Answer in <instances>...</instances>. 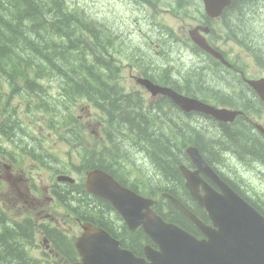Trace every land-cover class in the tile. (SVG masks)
Returning a JSON list of instances; mask_svg holds the SVG:
<instances>
[{
  "label": "flooded vegetation",
  "instance_id": "flooded-vegetation-1",
  "mask_svg": "<svg viewBox=\"0 0 264 264\" xmlns=\"http://www.w3.org/2000/svg\"><path fill=\"white\" fill-rule=\"evenodd\" d=\"M247 1L252 3L264 2V0H231V3L221 16L218 19H214L222 21L217 34L218 39H215L214 33L216 29H211L208 34L201 31L208 43L223 56L225 62L192 42L193 51L191 55L195 58H197L196 55L199 57L200 55L203 56L202 65L205 77L202 84H199L197 80H188L183 75L179 77L162 76L159 71L154 69V66H157V62L156 58L153 57L149 59L151 63L150 67L139 66L135 63L137 58H134L130 63V68L128 67L129 81L132 82V85L123 86L126 89L125 91L130 95L138 93L143 99L144 108L151 117L150 125L147 126L150 135L153 134L155 137L164 135L175 144L182 145L185 148L191 145L198 147V145L203 144L205 148L202 154L216 174L240 195L246 197L252 194V190H249L247 185L241 184L239 167L254 173L258 164L257 156H255L258 149L255 146L259 144L261 148L264 147V101L248 81L264 77V69L260 73L256 70L254 74H251V65L256 64L254 67L256 69L259 62H262L256 51V35L251 33H236L232 27L227 26L226 18L227 16L230 17L234 6L238 8L246 4L245 8L248 12L254 11L253 8L248 6ZM156 2L160 3L161 0H143L142 4L152 8ZM163 3H167L169 5L168 8H170L171 0ZM245 8L242 10L245 11ZM170 10L171 12L173 11L172 8ZM170 10L167 9V11ZM210 22L208 19L207 23ZM201 25H206L203 20L196 23V26ZM149 68L150 70L148 71ZM210 69L214 71V75L216 76L212 81L208 79ZM139 78L150 79L154 84L170 87L185 96L201 99L219 108L241 110L243 114H239L234 121L230 122L217 120L212 115L198 111H185L167 95L151 93L139 82ZM193 83H198V85H194ZM25 109L26 106L9 102L4 115L0 112V212H3L12 223L19 224L22 232L19 236L18 234L15 235V239H11L10 241L9 238L6 240L11 245L14 243L19 244L20 248L24 251V254L20 257L27 264H75L81 262L82 257L76 247V240L83 232V223L106 224L115 228L118 224L128 227L127 222L108 200L90 193L83 181L78 182L77 180L76 182L74 178L66 174L57 173V181L52 183V186L44 187V194L47 193V198L55 203V206H51L50 210L45 208L44 201L40 197L41 191L38 188L37 182L31 176V168H27L26 164L24 165L27 161L25 159L31 158L33 161L36 160L32 154V144L23 139L21 134L19 135L20 132L24 131L23 125L28 122V120L27 122L25 121L24 117H19L20 113L24 115ZM17 125L19 126L18 128ZM189 125L197 128L195 134L187 132ZM122 130L128 131L123 127ZM185 136L190 138H185ZM224 137L230 141L231 139L237 140L239 143L241 142V138H248L250 141H242L239 145V150L228 145H221L218 146L219 152L212 151V149L216 150V147H213L211 143L220 142L221 138ZM130 138L133 141H129L131 142L129 145L136 147L138 154L143 157L144 167L137 163L134 167L132 164H129L126 168L127 170H124L123 167L115 164L114 162H118L114 159L117 158L116 154H119L117 152L120 146L116 141L111 145L116 153L109 146L112 152L106 156L111 159L110 162H105L106 167H104L107 169L102 167L93 169H101L115 178L124 187L131 189L138 195L154 199L155 202L151 208L155 213L159 215L171 213L172 207L169 205L171 201L169 199L162 200L161 197L165 193L174 194L163 187L160 172L156 169L151 159L152 148L149 139L152 137H147V140H138L136 136L131 134ZM22 141L25 142V146L22 145ZM127 143L122 138V144H126V147H123L124 151L127 149ZM44 147L46 148L45 144ZM45 156L43 154V157L38 159L39 163L41 162L44 166L48 164V159ZM20 160L21 164H19ZM233 162L236 163V166H233ZM261 163L264 164V162ZM182 164H185L193 171L197 170V167L188 155ZM58 170L60 171V168ZM62 176H69L73 179V182L65 181L64 179L59 180V177ZM201 177L205 181V187L208 185L214 191L221 192L220 187L207 174L201 173ZM8 181H10L12 186H10L8 191H5ZM67 183H83L86 191L91 194L88 197L89 199H93V203L99 202L98 198L107 201L110 205L107 209H111L108 217L103 212L98 213L95 209L90 210L87 215L83 214L80 204L72 205L66 202L72 199L74 195V192L67 188ZM167 186L169 189L170 187H175L172 182ZM199 190L202 194H207L202 184H199ZM176 193L174 196L179 198L201 220L206 224H212L205 207L199 204L186 186L184 177L181 189L176 188ZM3 195L7 196V200L14 207L13 210L7 212L4 209L3 204H6V200H2ZM173 205L176 206L175 204ZM61 211L64 214V218L66 215L74 218L79 223L78 227H73L71 224H62L58 217V213ZM183 214L186 216L185 213ZM188 220L193 225L192 231L194 235L200 234L199 237H204L195 223L189 218ZM175 222L180 224L177 221ZM10 226L13 227L14 224ZM128 229L131 230L129 227ZM137 229L144 231L141 226L135 230ZM120 242L122 247H126L122 245L121 240ZM147 243L156 246L152 243L149 236L147 241L145 238L140 239L139 244L143 246V255L144 247ZM33 250L39 253L34 254Z\"/></svg>",
  "mask_w": 264,
  "mask_h": 264
},
{
  "label": "trees",
  "instance_id": "trees-1",
  "mask_svg": "<svg viewBox=\"0 0 264 264\" xmlns=\"http://www.w3.org/2000/svg\"><path fill=\"white\" fill-rule=\"evenodd\" d=\"M229 19L232 29L243 34L242 9L234 6ZM101 23L89 9L74 0L0 1V67L8 69L5 70V76L0 74V80L9 88L7 102L26 106L25 114L28 118V122L23 125L24 131L19 135L32 144V154L36 159H41L43 154L46 159H54L55 156L44 147L49 138L44 133L50 131L66 128L64 141L70 145L80 143L85 149V128L78 124L79 120L74 116L72 108L77 98L88 100L98 109L102 121L107 118L106 123H103V131L108 144L100 143L102 149L97 154L92 148L85 149L82 158L85 172L96 167L107 169L105 158L112 152L109 146L119 138L131 143V134L138 140H147L150 136L151 159L160 172L162 185L176 195V188L181 189L183 180L179 166L187 158L185 147L175 144L164 135L155 137L148 133L147 126L150 125L151 117L144 108L143 99L138 93H125L118 80L117 60L110 55L112 50L109 46V40L116 34L109 32ZM55 87L57 91L53 95ZM5 91L4 85L0 84V99L5 96ZM66 102H72V105H66ZM122 127L128 131L122 130ZM196 130L195 126L189 125L187 132L195 134ZM242 141L250 140L241 138L239 143L224 137L220 142L211 143L216 147L212 151L219 152L218 146L221 145L239 150ZM22 145L25 146V142ZM198 147L204 152L203 144ZM255 147L258 149L255 156L258 161L264 162V147L261 148L259 144ZM171 182L175 186L170 187L172 190L167 186ZM66 186L74 192L72 199L66 202L80 204L83 214L87 215L95 209L108 217L111 212V209H107L109 203L102 198L93 203L83 183H67ZM256 195L252 192L249 202L264 215V198ZM173 204L169 202L172 211L164 214L165 219L179 222V225L194 234L193 225ZM95 225L106 229L137 255H143V246L139 240L145 238L147 241L148 236L142 229L131 231L122 224L115 228L106 224ZM21 233V226L12 223L0 212V264H27L20 257L24 251L19 244L11 245L6 240L10 238L11 241Z\"/></svg>",
  "mask_w": 264,
  "mask_h": 264
},
{
  "label": "water",
  "instance_id": "water-1",
  "mask_svg": "<svg viewBox=\"0 0 264 264\" xmlns=\"http://www.w3.org/2000/svg\"><path fill=\"white\" fill-rule=\"evenodd\" d=\"M206 11L218 17L231 0H204ZM209 31V27L203 28ZM192 39L204 50L225 61L199 34V28L190 31ZM153 93L170 97L185 111L211 114L222 121H233L241 111L221 109L196 98L185 96L170 87L139 79ZM264 101V78L249 80ZM187 153L197 170L182 165L186 185L199 204L206 208L213 224H206L180 200L164 194L200 229L198 238L181 226L164 220L151 205L154 200L137 195L121 186L111 175L101 169L88 172L86 189L108 200L122 215L131 230L143 227L156 244H146L144 256L121 246V242L102 227L90 222L82 224L83 232L76 240L82 261L75 264H264V215L249 201L222 180L207 163L199 148L190 146ZM207 174L222 190L206 186L200 174ZM73 182L70 177H60ZM203 185L206 195L199 191Z\"/></svg>",
  "mask_w": 264,
  "mask_h": 264
},
{
  "label": "rangeland",
  "instance_id": "rangeland-1",
  "mask_svg": "<svg viewBox=\"0 0 264 264\" xmlns=\"http://www.w3.org/2000/svg\"><path fill=\"white\" fill-rule=\"evenodd\" d=\"M169 1L161 0L160 3L156 2L151 8L142 4L143 0H74L75 3L85 6L96 15L100 19V22H102L101 24H104L109 32L116 33L115 37L111 38L109 42L113 48L114 58L117 60L118 80L123 86L132 85V82L129 81V68L134 58H137L135 63L139 66L150 67L151 63L149 59L153 57L156 58L157 62V66H154V69L159 71L162 76L179 77L183 75L188 80H197L199 84L203 83L205 77L204 67L202 65L203 56L200 55L199 57L194 53L197 57L195 58L191 55L193 45L189 37V31L196 26L197 22L203 20L204 24H208L203 2L201 0H171L170 8L173 9L171 12L170 8H168L169 5L163 3ZM247 4L254 9L253 12L247 11L245 8L246 4L238 7V9L245 8V11L242 10L243 21L241 22L245 28L243 34L251 33L256 35V51L259 58L262 59V62L257 63L258 68L254 69L256 64L251 65V74H254L256 70L260 73L264 69V2ZM167 9L170 11H167ZM228 17L226 18V24L231 28L232 23ZM220 23L222 21H211L212 28L214 30L216 29L214 33L216 40L218 39L217 34L220 29ZM6 69V67H0V74L5 76ZM215 77L214 71L210 69L209 81H212ZM198 83L193 84L198 85ZM0 84H3L7 91L9 90L8 85L3 80H0ZM55 86H57L56 83ZM124 90L126 89L124 88ZM56 91L57 88L55 87L53 89V95H55ZM125 93L127 92L125 91ZM77 99L72 111L76 119L78 118L79 120L78 124L85 128L83 132L86 140L84 148H92L96 152H99L102 149L100 147L102 144L100 143L108 144L106 143L108 141L107 137L103 133L104 131L101 130L104 128L103 123H106L107 118H103V122L98 115V109L94 107L92 102L80 98ZM66 105H72V102H66ZM20 117H24L27 122L26 114L23 115L20 113ZM65 130L61 129L59 131L44 133L49 135V138L45 141V146L55 156L54 159L51 157L47 160L48 164L46 166L41 162L39 163L38 159L33 161L31 158L25 159L27 161L24 163L27 168H31V176L37 182L38 188L41 191V200L43 199L47 210H50L51 206H55V203L47 198L48 194H44L43 189L44 187L52 186V183L57 181V173L69 175L76 179V181L78 180V182L84 181L86 175L85 169L83 168L84 165L82 164L85 149H83L80 143L70 145L64 141L63 133ZM26 131L28 132L27 129ZM117 142H120V146L117 152L119 154H116L117 158L114 159L118 162H114L115 164L123 167L124 170H127L126 168L129 164H132L134 167L137 163L144 167V159L138 154L136 147L127 143V149L124 151L123 147H126V144H122L121 138ZM110 148L116 153L111 145ZM105 160L106 162L111 161L110 157H106ZM19 164H21V160ZM233 166H236L235 162H233ZM59 168L60 171L58 170ZM239 177L241 184L247 185L253 194H257L256 196L264 198L263 163L258 161L254 173L239 167ZM161 183L163 184L162 181ZM10 186L12 185L8 181L5 191H8ZM3 199L6 200V204H3L2 201L4 209L7 212L13 210L14 207L7 200L6 195H3ZM63 216L62 211L58 213L59 220L62 224H71L73 227H78L79 223L74 218L68 215L65 218ZM32 252L34 254L39 253L36 250Z\"/></svg>",
  "mask_w": 264,
  "mask_h": 264
},
{
  "label": "bare ground",
  "instance_id": "bare-ground-1",
  "mask_svg": "<svg viewBox=\"0 0 264 264\" xmlns=\"http://www.w3.org/2000/svg\"><path fill=\"white\" fill-rule=\"evenodd\" d=\"M0 1H1V0H0ZM227 7H228V6H226V7L224 8V10H225ZM224 10H223V11H224ZM8 22H9V21H8ZM11 42H12V41H11ZM217 53H219V52H217ZM118 143H120V142H118Z\"/></svg>",
  "mask_w": 264,
  "mask_h": 264
}]
</instances>
